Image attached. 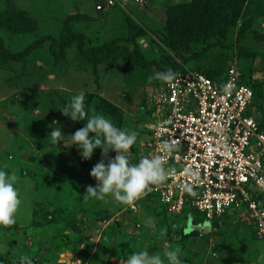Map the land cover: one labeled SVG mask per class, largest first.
I'll return each instance as SVG.
<instances>
[{"label":"rangeland","instance_id":"rangeland-1","mask_svg":"<svg viewBox=\"0 0 264 264\" xmlns=\"http://www.w3.org/2000/svg\"><path fill=\"white\" fill-rule=\"evenodd\" d=\"M14 12L28 15L35 27L0 24V43L13 54L42 36L57 38L64 25L82 35L84 49L95 50L85 57L75 42L56 60L48 41L20 60L0 53V167L15 173L20 197L16 222L0 224V261L126 264L133 251L146 248L165 260V252L176 249L187 264H264V236L240 209L207 220L187 203L173 214L149 185L129 203L111 193L101 200L86 192L97 183L90 169L101 149L82 159L75 145L47 137L53 122L64 134L83 126L61 111L83 92L88 115L104 114L137 133L126 153L137 162L157 103L151 94L165 83L149 76L169 67L219 69L222 77L236 63L254 81L249 113L263 120L264 0H0V15ZM116 38L125 40L98 49ZM135 46L145 67L133 58ZM192 222L208 224L207 232L176 240L175 227L189 232ZM80 237L87 243L78 248Z\"/></svg>","mask_w":264,"mask_h":264},{"label":"built area","instance_id":"built-area-1","mask_svg":"<svg viewBox=\"0 0 264 264\" xmlns=\"http://www.w3.org/2000/svg\"><path fill=\"white\" fill-rule=\"evenodd\" d=\"M253 96L236 63L220 79L184 67L151 94L157 103L144 156L161 155L169 172L148 192L169 212L179 214L190 203L213 220L233 207L264 236V127L249 113Z\"/></svg>","mask_w":264,"mask_h":264},{"label":"clouds","instance_id":"clouds-1","mask_svg":"<svg viewBox=\"0 0 264 264\" xmlns=\"http://www.w3.org/2000/svg\"><path fill=\"white\" fill-rule=\"evenodd\" d=\"M175 76V70L169 67L155 72L153 76H149V80L156 78L170 82ZM84 101L85 94L80 92L74 94L70 102L61 107L62 113L72 120L85 121L82 127L70 134H64L58 122H53L52 130L47 137L53 144L60 145L63 142L65 146L75 145L80 150L82 159H91L94 151L97 148L101 149V159L90 169V175L97 183L87 185V193L101 200H106L108 198L106 194L111 193L116 200L129 203L137 199L150 183H160L167 178L169 170L161 155H145L137 162L130 163L126 153L136 141L137 133L116 126L104 114L88 115ZM163 144L169 150L173 147L168 141H164ZM110 150L115 152L114 156H108ZM14 180V172L9 173L0 167V224L3 225L16 222L15 213L20 205V197ZM180 187L189 192L193 190L191 185L181 184ZM147 223L151 224L150 218ZM165 256L167 260L159 253L150 254L146 248H141L128 256L126 264H187L180 258L176 249H168ZM25 260L26 264H34V261L27 257L21 258L22 264Z\"/></svg>","mask_w":264,"mask_h":264},{"label":"trees","instance_id":"trees-1","mask_svg":"<svg viewBox=\"0 0 264 264\" xmlns=\"http://www.w3.org/2000/svg\"><path fill=\"white\" fill-rule=\"evenodd\" d=\"M0 24L5 25V24H18L19 26H22L23 28L27 29L28 27H30V29L32 27H35V23L34 20L31 19L28 15H26L23 12H14V13H8L6 14H2L0 15ZM244 28V26L241 27V31ZM124 38H116L112 41L106 42L105 44H102L101 46L98 47L99 50H105L108 48H111L115 45V43L119 42V41H124ZM50 41V51L52 53V55L55 57L56 60H59L60 58H62L64 56L65 53V49H67L72 43H78L79 46V50L82 53V55H84L85 57H90L92 55V51L95 49H84L83 47V37L80 34L77 33H73L66 25H64L59 34L58 37H51V36H42L38 39H36L34 42L31 43L30 46H28L25 50H23L20 53H16L13 54L11 53L9 50H7L5 47H3L0 43V53L2 55H4L7 58L13 59V60H20L23 59L25 56H27V54L34 49L35 47ZM1 42V41H0ZM97 49V48H96ZM135 49V54L133 55V58L136 59L135 62L137 61V64L144 66L143 61L141 59V57L138 56L137 51V46L134 47ZM227 67V66H226ZM182 67H179L175 72L177 73L178 71L182 70ZM199 70H201V68H197ZM238 73H239V78L241 79V81L247 83L249 86H252V84L254 83V81L250 76H247L243 73V71H241L240 68H238ZM208 76L214 78V79H220L221 78V74L222 71L219 69H210V70H206L205 72ZM254 79V78H253ZM254 92V96L252 99V103L254 98H256V90L252 89ZM251 103V104H252ZM257 118V117H256ZM260 125L262 127H264V116H263V120H260ZM192 224H194L192 222ZM196 225V224H194ZM175 238L176 240H178L181 237H184L185 234L186 235H201V232L197 231V230H190L189 232H185L184 227L180 228L179 230H175ZM87 241V240H86ZM85 240H83V237H80L78 239V248L80 243H87ZM0 264H22L19 263L17 261H15L12 257H8V259L6 261H0ZM25 264V263H23Z\"/></svg>","mask_w":264,"mask_h":264},{"label":"water","instance_id":"water-1","mask_svg":"<svg viewBox=\"0 0 264 264\" xmlns=\"http://www.w3.org/2000/svg\"><path fill=\"white\" fill-rule=\"evenodd\" d=\"M207 224V223H206ZM208 225V224H207ZM207 225H205V226H202V225H194V224H192V223H189L188 224V230L187 231H190V230H197V231H199V232H207V230H208V228H207ZM179 230L180 229V227L179 226H176L175 227V230Z\"/></svg>","mask_w":264,"mask_h":264}]
</instances>
